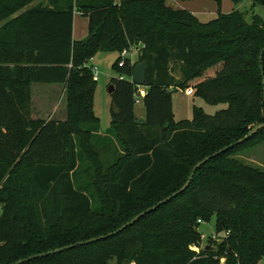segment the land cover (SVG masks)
<instances>
[{
	"label": "trees",
	"instance_id": "1",
	"mask_svg": "<svg viewBox=\"0 0 264 264\" xmlns=\"http://www.w3.org/2000/svg\"><path fill=\"white\" fill-rule=\"evenodd\" d=\"M33 1L0 0V22ZM46 1L0 27V264L116 231L180 190L197 162L227 147L195 172L183 193L134 225L24 264H219L225 253L259 264L264 170L236 156L264 140V128L235 143L264 124V20L253 14L247 22L245 12L223 14L218 7L217 17L202 23L165 0ZM75 13L88 21L87 36L77 41ZM132 47L137 58L118 66ZM99 53L119 55L111 65L119 78L110 81L104 135L85 67ZM141 62L143 118L132 83ZM59 84L64 120L32 118L33 86ZM187 88L205 104L225 107L207 114L194 105L190 120L175 122L172 92ZM212 217L215 232L225 233L219 253L190 251L198 221ZM234 259L225 264H238Z\"/></svg>",
	"mask_w": 264,
	"mask_h": 264
},
{
	"label": "rangeland",
	"instance_id": "2",
	"mask_svg": "<svg viewBox=\"0 0 264 264\" xmlns=\"http://www.w3.org/2000/svg\"><path fill=\"white\" fill-rule=\"evenodd\" d=\"M177 2H180L183 6H185V9L195 15L202 23H207L215 19L217 17L218 7H220V12L223 14L231 12L232 7L235 8L230 0H221L220 6H218L213 0H177ZM39 4L46 5L47 1L35 0L31 2L25 9L19 10L12 17L1 21L0 27L4 26L8 21L20 15L26 9L36 7ZM241 4V6L238 5L237 7L240 6L239 10L246 13L245 20L247 22L250 21L253 14L258 15L262 18V20H264V6L258 5L252 7L250 0H243ZM78 16L81 15L78 14ZM85 34L87 35V21L86 23L84 22V25L81 24L79 27L77 25L74 37L79 39V37ZM128 52V57H130L131 61L133 62L137 58L136 48L132 47L130 50H128ZM118 56L119 55L115 53H99L85 65L86 69L95 67L98 72V81L95 82L96 90L94 95V113L100 120L101 129L108 128L110 126L111 117L109 109L111 97L108 93V88L112 78H119V75L111 69V65L115 62L116 58L118 59ZM172 103L176 108V118L178 121L190 120L192 115V105L201 107L207 114H213L225 107L224 105H207L200 99L187 98L178 91L172 92ZM187 105H191L190 109L187 112H182V108H186ZM31 107L32 118L42 120L64 119L66 116V98L63 89H61V87H36L32 89ZM135 109L136 111H140L142 109L141 104L136 105ZM236 158L241 160L246 165L264 170V140L257 143L252 148L242 152L236 156ZM214 221L215 218L212 217L208 223L202 222L200 223V226H197L196 231L199 234V239L196 243H193L190 246V251L199 253L205 251L206 247H210V250L213 251L214 254L219 253L218 247L224 240L225 233L215 232ZM223 256L224 258L219 257V264H225V258L230 257L233 259L236 257L234 260L238 258L237 263L242 264L240 257L237 255L231 256L225 253ZM259 264H264V258L260 260Z\"/></svg>",
	"mask_w": 264,
	"mask_h": 264
},
{
	"label": "water",
	"instance_id": "3",
	"mask_svg": "<svg viewBox=\"0 0 264 264\" xmlns=\"http://www.w3.org/2000/svg\"><path fill=\"white\" fill-rule=\"evenodd\" d=\"M262 55H264V50H262L260 56H259V61L261 63L262 61ZM260 70H261V74L264 75V71H262V67L260 66ZM145 78H146V63L145 62H141V63H138L135 67H134V71H133V77H132V81L133 83L136 85V86H140V87H144V84H145ZM262 86H264V79H262ZM108 93L109 95H111L113 93V86H109L108 88ZM261 128H264V124H260L258 126H256L255 128H253L247 136H245L243 139L237 141L235 143V145H238V144H242L243 142H245L246 140H248L255 132H257L259 129ZM231 147V146H230ZM229 147L227 148H224L223 150H220L219 152L217 153H214L212 156H208L206 158H204L203 160L197 162L194 167L192 168V171H191V174L190 176L188 177L186 183L184 184V186L178 190L177 192L173 193L171 196L163 199L162 201H160L159 203H157L156 205H154L153 207L141 212L139 215H137L136 217H134L133 219H131L129 222L125 223L124 225H122L119 229H117L116 231L110 233V234H107L105 236H100V237H97V238H93V239H90V240H86V241H83V242H78L76 244H72V245H69V246H65V247H62V248H58V249H55L53 251H49V252H46V253H42V254H37V255H34V256H31V257H28L26 259H22V260H19L17 262H15L14 264H24L30 260H34V259H39V258H45V257H48V256H51V255H54V254H57V253H61V252H64L66 250H69V249H73V248H76V247H79V246H84V245H87V244H91V243H95L97 241H101V240H104V239H107L111 236H114L116 234H118L119 232L123 231L124 229L134 225L138 220H140L141 218H143L145 215L155 211L158 207H160L161 205L167 203L168 201H170L171 199L175 198L177 195L183 193L190 185L192 179H193V176L195 174V172L202 166L204 165L207 161H209L210 159H212L213 157H215L216 155H218L219 153H222L224 151H226ZM209 249V247H208Z\"/></svg>",
	"mask_w": 264,
	"mask_h": 264
},
{
	"label": "crops",
	"instance_id": "4",
	"mask_svg": "<svg viewBox=\"0 0 264 264\" xmlns=\"http://www.w3.org/2000/svg\"><path fill=\"white\" fill-rule=\"evenodd\" d=\"M166 1V4L169 6V7H171L172 9H175V10H178V9H181V10H186L185 8V6H183L180 2H177V0L175 1V0H165ZM238 5H242L241 3L240 4H238ZM238 5H236L235 6V8H231V11H233V10H235V9H237V10H239V8H240V6L239 7H237ZM187 11V10H186ZM240 11V10H239ZM229 12V11H228ZM191 13V12H190ZM230 13V12H229ZM228 14V13H227ZM86 21H87V19L86 18H84V17H82V16H78V14L77 13H75L74 14V18H73V40L74 41H77V40H81V39H84L87 35L85 34V35H82L81 37H79V39H77V38H75L74 37V33H75V30L77 29V25H78V27L79 26H81V24H83L84 25V22L86 23ZM88 22V21H87ZM117 57V56H116ZM115 57V58H116ZM36 87H61V89H63V91H64V86L63 85H34L33 86V89L34 88H36ZM192 89V88H191ZM144 90L146 91L147 90V88H145L144 87ZM183 90H178V92L180 93V94H183L185 97H187V98H192V99H194V97H188V96H186L183 92H182ZM202 101V100H201ZM58 106V105H57ZM193 106V105H192ZM190 107H191V105H187L186 106V108H182V112H187L189 109H190ZM142 108V107H141ZM191 109H192V107H191ZM172 114H173V117H174V121L175 122H180V121H178V119L176 118V108H175V106H174V104L172 103ZM136 115L139 117V118H143V108L140 110V111H136ZM185 116V115H184ZM61 120H64V119H61ZM181 121H185V120H181ZM101 126V125H100ZM109 128V127H108ZM108 128H104V129H101V134L102 135H104V132L108 129Z\"/></svg>",
	"mask_w": 264,
	"mask_h": 264
},
{
	"label": "built area",
	"instance_id": "5",
	"mask_svg": "<svg viewBox=\"0 0 264 264\" xmlns=\"http://www.w3.org/2000/svg\"><path fill=\"white\" fill-rule=\"evenodd\" d=\"M126 58H128V52L123 51L122 54H121V60L118 63V66H122L126 62ZM91 71H92V81L97 82L98 81L97 69L95 67H91ZM132 83H133V81H132ZM182 92L188 97H193L194 96V90L191 89V88H187V89L183 90ZM145 95H146V91L143 89V87L136 86V90H135V93H134L135 104L136 105H140L142 103V99H143V97ZM198 223H201V222L198 221Z\"/></svg>",
	"mask_w": 264,
	"mask_h": 264
}]
</instances>
